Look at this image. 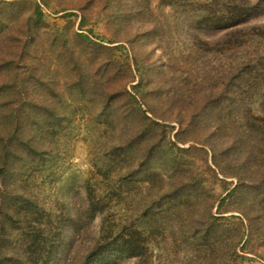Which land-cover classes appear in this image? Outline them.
Segmentation results:
<instances>
[{"label": "rangeland", "instance_id": "374dc122", "mask_svg": "<svg viewBox=\"0 0 264 264\" xmlns=\"http://www.w3.org/2000/svg\"><path fill=\"white\" fill-rule=\"evenodd\" d=\"M244 1L251 21L214 33L160 0H0V135L13 113L36 152L0 189L81 219L70 264L98 236L87 185L112 227L142 218V264H264V0Z\"/></svg>", "mask_w": 264, "mask_h": 264}, {"label": "trees", "instance_id": "16d2710c", "mask_svg": "<svg viewBox=\"0 0 264 264\" xmlns=\"http://www.w3.org/2000/svg\"><path fill=\"white\" fill-rule=\"evenodd\" d=\"M160 1L165 7L183 8L182 12L189 14L185 19L191 22L195 30L206 29L214 33L245 25L251 21L255 9L244 0L228 5L218 0ZM41 20L42 13L37 8L36 17L32 21L39 23ZM81 29L80 27L79 30ZM87 33L91 32L87 30ZM87 36L88 34L80 33L78 37L84 40ZM261 79L264 81V73ZM257 92L264 99V92L261 94L259 88ZM12 119L14 124L11 133L0 135V177L3 179L10 173L9 162L13 158L19 162L23 155L36 154L28 141H21L17 136L21 132L16 130L19 123L13 113ZM85 189V223L88 226L98 218L99 231L82 262L79 260L80 264H109L106 255L114 253L127 256L136 261V264L144 263L148 241L140 228L142 218L136 219L138 223L134 221V224L112 227L107 218L116 203L109 204L105 200L108 196L104 188L98 186L95 190L87 185ZM5 190V187L0 189V264H70V254L74 250L75 254L80 253L81 247H77L76 237L83 228L81 219L75 220L70 215L63 214L51 220L49 213L38 210L30 199L14 190ZM109 200L111 201V197ZM209 235L205 233L202 237L206 240Z\"/></svg>", "mask_w": 264, "mask_h": 264}]
</instances>
